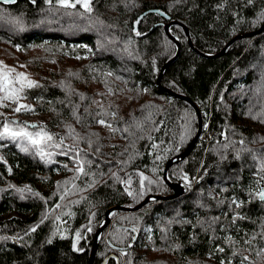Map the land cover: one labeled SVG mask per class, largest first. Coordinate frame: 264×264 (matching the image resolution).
I'll use <instances>...</instances> for the list:
<instances>
[{
    "label": "trees",
    "instance_id": "trees-1",
    "mask_svg": "<svg viewBox=\"0 0 264 264\" xmlns=\"http://www.w3.org/2000/svg\"><path fill=\"white\" fill-rule=\"evenodd\" d=\"M91 7L88 13L56 0L0 2V62L40 85L25 88L26 98L20 99L34 112L16 113V104L5 101L0 123L43 125L54 136L45 148L50 159H41L30 146L22 151L26 144L0 141V264H89L109 207L172 192L163 168L195 135L198 116L165 87L198 106L202 130L208 128L212 137L208 145L198 139L168 167V178L185 187L181 195L110 212L92 264H241V255L264 264V254L256 255L264 247L258 235L264 231V202L256 198L264 185V30L237 37L220 54L202 55L188 43L183 27L172 24L180 51L163 71L160 86L157 75L176 44L162 23H154L168 19L148 12L134 27L141 12L157 7L187 26L198 50L215 54L234 35L262 25L264 0H92ZM37 45L41 50L32 49ZM87 51L90 56L81 61L47 67L56 54ZM104 97L108 102L102 103ZM74 105L93 116L77 123ZM97 112H114L115 118L106 119L129 131L96 123ZM68 125L75 133L69 134ZM76 133H95L92 149L85 140L76 143ZM77 150L93 160L85 165L87 175L77 172ZM138 173L147 177L143 188ZM128 177L132 195L121 182ZM25 186L32 191L16 190ZM234 199L243 202L240 208ZM237 213L244 218L234 221ZM252 236V245L245 244Z\"/></svg>",
    "mask_w": 264,
    "mask_h": 264
},
{
    "label": "snow or ice",
    "instance_id": "snow-or-ice-1",
    "mask_svg": "<svg viewBox=\"0 0 264 264\" xmlns=\"http://www.w3.org/2000/svg\"><path fill=\"white\" fill-rule=\"evenodd\" d=\"M4 3H15L16 0H3ZM33 3H35V0H32ZM46 3L51 4L53 0H45ZM251 2V0H249ZM56 3L63 7V8H76L77 5H80L86 12L91 13L92 12V0H56ZM140 21H137L139 23ZM137 35H140L139 32L136 33ZM78 59L80 57H77ZM15 73V69L7 68L0 62V93H3V95H0V106H6L5 101H9L13 104H16L17 106L13 109L16 113H20L21 111H32L34 112L35 109H33L31 106L26 105V104H20L19 100L20 99H25L26 96L24 95L25 88H33V87H39L40 85L32 80H28L27 77L25 76L24 73H15V75H12ZM111 75V73H109ZM80 99L84 100L85 97L81 94ZM95 103V102H94ZM80 106L79 105H74L72 109V114L73 118L77 121V123H83L84 122V116H93L92 113L88 112L87 107H85L84 112L80 113L79 111ZM2 115V114H0ZM111 116L112 118H115V113H108V112H97L94 114V118H96L95 122L108 127L111 131L116 132V131H124L128 132L129 129L125 128L123 130L114 128L113 125L106 119V117ZM98 117V118H97ZM261 118L264 119V113L261 114ZM12 125H15V127H12ZM70 130L69 134L71 135L72 133H75V129L71 127V125L67 126ZM206 127V126H205ZM0 128H2V131H0V141L2 140H11L14 143H23L28 146L22 147V151L28 152L29 151V146L31 149L34 151V154L39 156L41 159H45L46 157L50 159L52 153L46 152L45 148L48 146L50 142L54 140L53 134H50L43 125L37 126V125H28L27 123L24 122H17L15 120L8 121L5 119L2 123H0ZM39 129L36 131H29L28 129ZM96 136L95 133L90 134L89 136L86 137H81L79 136V133L75 134V141L76 143L79 142V140H85L86 143L88 144V148L92 149L93 144L95 141L92 139V137ZM63 141V138H61V143ZM242 143V142H241ZM3 145H0L2 147ZM59 147L60 145H56ZM153 147H156L153 145ZM75 150V149H74ZM95 152H99V146L97 145L95 148ZM83 153V155H81ZM63 155L67 156L68 152L64 151L62 153ZM89 153L84 152V150H77L76 151V158L74 160L75 163L78 164L77 172L78 174H84L87 175L88 173L85 171V165L91 166L93 163V160H85L83 156H87ZM160 157H157L159 159ZM67 167V165H64ZM9 171H11L9 169ZM116 174L113 173V176ZM140 177V186L143 188L144 186V181L147 180V177H144L142 173H138ZM78 178V176L76 177ZM117 179H120L117 177ZM185 181L187 184H190V181H188V178L185 176L184 177ZM122 183H125L126 188L125 190L128 191L129 195H132V191H130L127 187V185L131 184V177H128L126 180H122ZM150 183V181H149ZM91 186V185H90ZM59 187V185H58ZM18 192L21 194L25 192H31L32 189L28 186H25L24 188H17L16 189ZM35 195H39V193H34ZM63 198V197H61ZM256 198H258L260 201L264 202V189L259 190ZM242 201L238 200H233L232 204L235 205L236 208H240L242 205ZM56 208H59L60 205L57 204L55 206ZM48 216L45 214L41 218V223L45 219H47ZM60 217H56V219H59ZM243 219L244 217L237 213L236 216L233 217V220L235 221L236 219ZM39 225H36L30 229V231L35 232L36 228ZM89 231L91 230L90 228L88 229ZM133 231H135V228H133ZM77 237H79L80 233L77 232ZM258 235L261 237V239H264V231H261L258 233ZM256 239V236H252L249 239H245L244 243L247 245H252V242ZM229 243H236L235 241H232L231 238H228ZM51 242V241H49ZM218 251H224L223 248H218ZM237 252H233V255H237ZM264 254V247H261L257 252L256 255L260 256ZM246 262H249V264H254V262L250 261L249 256H244L241 255V264H246ZM230 264V262H229Z\"/></svg>",
    "mask_w": 264,
    "mask_h": 264
},
{
    "label": "water",
    "instance_id": "water-1",
    "mask_svg": "<svg viewBox=\"0 0 264 264\" xmlns=\"http://www.w3.org/2000/svg\"><path fill=\"white\" fill-rule=\"evenodd\" d=\"M0 2H3V0H0ZM148 12H157L159 14H161V16H163L164 18L168 19V21H158L156 23H154V25H158L160 23L163 24V27H164V30L165 32L168 34V36L174 40L175 44H176V52L170 57L168 58L164 63L163 65L161 66L160 68V71L157 75V83L161 86V77H162V73L163 71L165 70V68L170 64L172 63L176 57L178 56L179 54V51H180V41L179 39H177L171 32H170V26L174 23H177V24H180L183 29H184V32L187 36V40H188V43L191 45V47L196 50L198 53L202 54V55H217V54H220L222 52H224V50L226 49V47L233 41L235 40L237 37H241V36H247V35H254V34H259L261 33L263 30H264V22L262 23V25L255 29V30H252V31H247V32H242V33H238L236 35H234L232 38H230V40L225 44V46H223V48L221 49L220 52L218 53H215V54H212V53H207V52H203V51H200L198 50L194 45H193V42L191 40V37H190V34H189V30L187 28V26L177 20V19H170V15L168 13H166L164 10L160 9V8H157V7H154V8H149V9H146L144 10L143 12H141L137 19L135 20L134 22V27L137 28L138 26V23L137 21L140 20V18L148 13ZM165 90L170 93L171 95L173 96H177L179 98H182L186 101H188L195 109L196 113H197V116H198V129L195 133V135L191 138V140L189 141V143L187 144V146L185 147L184 150H182L181 152H179L178 154L172 156L171 158L168 159V161L166 162L164 168H163V178L165 180V182L171 187L172 189V192L170 194H148L146 195L141 201H139L137 204L135 205H123V204H116V205H113L111 207H109L107 210H106V214H105V219L103 220V222L100 224V226L98 227V229L96 230V234H95V237H94V240H93V246H92V250H91V255H90V258H89V264H92V260H93V255H94V252H95V247L97 246L98 244V239H99V234L100 232L102 231L103 227L106 225V223L109 221V218H110V212L116 210V209H119V210H124V211H131V210H136V209H139L141 208L143 205H145L150 199L152 198H160V199H164V198H168V197H176V196H179L181 195L184 191H185V187L183 184H181L179 181L177 180H170L168 178V175H167V169L168 167L172 164V163H175L177 162L178 160L184 158L188 152L190 151V149L192 148V146L196 143V141L199 139V136H200V133L202 131V115H201V112L198 108V106L186 95H183L181 93H178V92H175L173 91L172 89L170 88H166L165 87Z\"/></svg>",
    "mask_w": 264,
    "mask_h": 264
},
{
    "label": "rangeland",
    "instance_id": "rangeland-1",
    "mask_svg": "<svg viewBox=\"0 0 264 264\" xmlns=\"http://www.w3.org/2000/svg\"><path fill=\"white\" fill-rule=\"evenodd\" d=\"M89 48H90V50H92L91 47H89ZM32 49L41 50L38 45L34 46ZM90 52L87 51V52L82 53L81 55L76 54V53H74V54H69V53L56 54L54 57H49L47 59V67L54 66L56 63H60V64L63 63L64 64L67 60L81 61L82 59L88 58L90 56ZM77 57H80V58L78 59ZM94 86H95V84H92V87H94ZM101 101H102V103H106V102H108V98L107 97L101 98ZM19 103L20 104L22 103L21 100H19ZM202 137H203V140H205L206 145H208V142H209L210 138L212 137L211 131L208 128H206L205 130H202ZM262 189H264V185L260 186V190H262ZM121 253H123V251Z\"/></svg>",
    "mask_w": 264,
    "mask_h": 264
},
{
    "label": "built area",
    "instance_id": "built-area-1",
    "mask_svg": "<svg viewBox=\"0 0 264 264\" xmlns=\"http://www.w3.org/2000/svg\"><path fill=\"white\" fill-rule=\"evenodd\" d=\"M205 130V129H204ZM212 133V132H211ZM202 138V139H201ZM199 139L201 140V141H204L205 142V140H203V137H202V131H201V133H200V136H199ZM206 143V142H205Z\"/></svg>",
    "mask_w": 264,
    "mask_h": 264
}]
</instances>
